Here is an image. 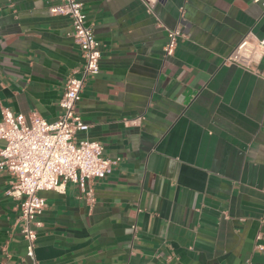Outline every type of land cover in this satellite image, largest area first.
<instances>
[{
	"label": "crops",
	"instance_id": "crops-1",
	"mask_svg": "<svg viewBox=\"0 0 264 264\" xmlns=\"http://www.w3.org/2000/svg\"><path fill=\"white\" fill-rule=\"evenodd\" d=\"M100 71L76 110L86 137L117 159L104 178L41 191L39 264H264V54L261 75L223 64L240 39L264 36L252 0H79ZM56 0H0L2 109L62 112L83 58ZM182 35L172 55L167 29ZM1 145V141H0ZM0 170V264H32L18 201ZM91 190L93 201L87 199ZM257 245H260L258 248Z\"/></svg>",
	"mask_w": 264,
	"mask_h": 264
},
{
	"label": "built area",
	"instance_id": "built-area-1",
	"mask_svg": "<svg viewBox=\"0 0 264 264\" xmlns=\"http://www.w3.org/2000/svg\"><path fill=\"white\" fill-rule=\"evenodd\" d=\"M50 6L53 15L67 16L71 23L70 35L83 58L82 67L76 74L68 76L64 92L58 101L62 112L55 121L48 122L38 114H32L26 122L22 114H15L8 108L2 109L0 120V170H5L12 180L7 195L18 201L21 232L26 242V253L32 264L35 259L36 229L40 226L38 216L45 207L41 191L63 193L67 182L83 189L92 179L106 177L117 159L103 155L102 146L86 137L89 125L76 110L77 102L89 76L100 71L101 51L86 14L79 0H56ZM264 8V0H252ZM182 35L179 26L167 29L164 46L166 55H172L177 39ZM264 54V36L256 38L251 32L245 34L232 51L223 57V64H232L261 75L255 63ZM93 201L92 192H86ZM259 248L260 245H257Z\"/></svg>",
	"mask_w": 264,
	"mask_h": 264
}]
</instances>
